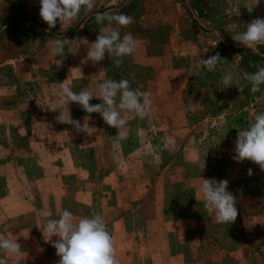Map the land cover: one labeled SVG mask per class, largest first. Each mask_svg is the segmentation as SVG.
I'll use <instances>...</instances> for the list:
<instances>
[{
	"label": "rangeland",
	"instance_id": "rangeland-1",
	"mask_svg": "<svg viewBox=\"0 0 264 264\" xmlns=\"http://www.w3.org/2000/svg\"><path fill=\"white\" fill-rule=\"evenodd\" d=\"M39 10V0H0V235L11 232L25 253L0 257L58 264L39 210L59 218L67 209L104 217L118 264H264V169L234 159L238 131L264 112V85L252 93L242 78L264 67V45L254 53L232 39L264 18V0L254 7L253 0H97L70 26L50 29ZM103 12L133 18L120 32L131 33L137 48L119 66L110 54L98 63L87 58L106 26L92 17ZM55 37L74 40L64 57L49 53ZM217 52L226 62L215 71L198 63ZM229 72L241 76L226 88ZM106 78L150 93L148 116L129 117L117 130L70 103L71 118L88 117L96 129L88 136L53 111L59 83L67 79L79 92ZM200 176L228 180L235 221L217 223L206 211ZM134 238L145 239L143 250ZM124 251L146 260L129 261Z\"/></svg>",
	"mask_w": 264,
	"mask_h": 264
},
{
	"label": "clouds",
	"instance_id": "clouds-1",
	"mask_svg": "<svg viewBox=\"0 0 264 264\" xmlns=\"http://www.w3.org/2000/svg\"><path fill=\"white\" fill-rule=\"evenodd\" d=\"M259 3L260 0H253V7ZM39 4V16L50 29L55 28L57 23L65 27L70 26L79 20L82 12L91 13L97 0H39ZM92 18L96 24L106 26L101 28L96 40L88 44V60L98 63L105 59L106 54H110L116 57L114 63L119 66L122 63L121 58L132 55L137 48L138 41L131 33L121 36L120 32V28L133 23V18L114 12L97 13ZM232 39L254 53L258 52L257 46L264 45V18L252 20L246 25L245 31L232 36ZM73 41L63 37L52 38L49 43L50 55L64 57L66 46L71 45ZM225 62L218 52L207 59L200 56L198 60L209 72L215 71ZM240 76L241 73L229 72L223 76L222 83L226 88L232 87L234 79L239 83ZM242 78L251 85L252 93L260 92L261 86L264 85V67L253 73L243 72ZM57 96L53 111H60L59 118L66 114L67 123L88 136L96 129L90 126L88 117L83 123L74 121L70 116V103L78 104L88 114L99 113L106 125L117 130L127 126L129 117L144 120L152 106L150 93L139 88L133 89L127 79L106 78L96 83L95 90L85 88L79 92L73 91L66 79L59 83ZM93 98L99 99L101 103L90 104ZM147 147L155 152L151 144ZM234 159L248 160L264 169V112L256 113L252 122L238 131ZM248 174L251 175V169ZM199 180L197 194L203 200L206 211L214 214L217 223L235 221L238 215L236 200L233 194L227 191L228 180L217 182L201 176ZM39 216L43 226L42 235L52 242V247L59 257L58 264H118L113 238L101 214L76 216L70 210L64 209L59 218H52L53 213L50 210L40 209ZM53 237H56L54 241ZM17 240L11 232H8L7 236L0 235V253L14 258L25 255ZM0 264H8V261L0 257Z\"/></svg>",
	"mask_w": 264,
	"mask_h": 264
},
{
	"label": "crops",
	"instance_id": "crops-1",
	"mask_svg": "<svg viewBox=\"0 0 264 264\" xmlns=\"http://www.w3.org/2000/svg\"><path fill=\"white\" fill-rule=\"evenodd\" d=\"M132 241H133L136 248H141L142 250L144 249V247L142 246V245H145V243H146L144 238H137V239L134 238V239H132ZM126 254H127V251H124V255H126ZM136 254H137V256L134 255V253L133 254H127L126 259H128L130 261L131 259H134V256H136V257H140L142 259V261L145 262V260H146L145 253H142L140 255H138V253H136Z\"/></svg>",
	"mask_w": 264,
	"mask_h": 264
},
{
	"label": "trees",
	"instance_id": "trees-1",
	"mask_svg": "<svg viewBox=\"0 0 264 264\" xmlns=\"http://www.w3.org/2000/svg\"><path fill=\"white\" fill-rule=\"evenodd\" d=\"M245 47L241 48L240 50H244Z\"/></svg>",
	"mask_w": 264,
	"mask_h": 264
}]
</instances>
